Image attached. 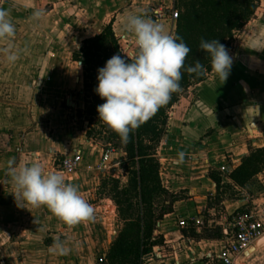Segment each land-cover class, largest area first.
<instances>
[{
  "label": "crops",
  "instance_id": "obj_1",
  "mask_svg": "<svg viewBox=\"0 0 264 264\" xmlns=\"http://www.w3.org/2000/svg\"><path fill=\"white\" fill-rule=\"evenodd\" d=\"M126 1L6 0L0 5L9 10L16 26L11 40H0V50L11 45L20 52L10 64L0 51V264H95L101 256L111 264L110 249L126 221L102 186L108 179H119L116 173L127 154L89 138L76 120L75 128L71 125L68 113L76 114L83 106L68 93L77 89L82 94L84 87V66L79 67L73 52L110 22L126 56L127 48L137 50L134 34L123 27L129 15H146L175 34L176 21L169 13L177 8V0H146V11L143 4L130 10L120 5L114 11L117 18L109 13L113 3ZM36 8L45 11L38 22L31 18ZM153 9L163 10L167 17L156 19ZM238 33L229 49L233 63L227 81L221 85L211 70L167 111V129L155 157L161 183L172 198L157 213L162 216L153 234L163 236V241L152 246L142 264H207L208 255L222 248L220 239L197 238L192 231L203 234L213 227L222 231L216 223L246 200L223 198V212L217 217L211 213L213 200L225 187L245 190L231 173L245 157L264 148V0ZM76 153L81 155L80 169L72 176L64 174L65 180L76 184L94 206V219L68 226L46 206H17L7 172L10 159L17 166L39 162L46 171L58 172L57 158ZM124 178L129 181V172ZM197 216L204 220L203 226L181 227V220ZM56 238L65 242L66 255L49 251Z\"/></svg>",
  "mask_w": 264,
  "mask_h": 264
},
{
  "label": "clouds",
  "instance_id": "obj_2",
  "mask_svg": "<svg viewBox=\"0 0 264 264\" xmlns=\"http://www.w3.org/2000/svg\"><path fill=\"white\" fill-rule=\"evenodd\" d=\"M44 15V9L36 8L31 18L38 22ZM123 27L136 38L135 56L131 61L126 55L119 54L108 59L98 69V85L94 91L105 101L96 109L99 120L127 142L131 132L167 105L173 93L182 90V69L191 49L182 37L168 34L159 22L146 15L127 16ZM15 32L9 10L0 7V40H11ZM199 48L208 54L211 69L221 85L224 84L233 63L228 49L218 39L204 38H201ZM0 51L7 63L14 64L19 59L20 52L13 50L11 45ZM78 63L80 67L82 62ZM186 71L200 75L207 69L196 61ZM7 172L14 186L11 194L18 207L46 206L68 226L94 219V206L82 197L76 184L66 182L64 174L46 171L39 162L17 166L14 158L8 161ZM49 251L66 255L69 249L62 239L56 238Z\"/></svg>",
  "mask_w": 264,
  "mask_h": 264
},
{
  "label": "trees",
  "instance_id": "obj_3",
  "mask_svg": "<svg viewBox=\"0 0 264 264\" xmlns=\"http://www.w3.org/2000/svg\"><path fill=\"white\" fill-rule=\"evenodd\" d=\"M182 1L185 10L176 21L174 35L182 37L191 49L185 68L182 69V90L173 93L167 105L162 106L147 122L131 132L127 142H123L116 132L108 128V142L126 152V168L129 172L126 186L121 187L119 180L114 179V193L111 197L126 223L110 249L108 259L111 264H142L143 255L153 245L162 243L163 236L153 234L162 216L157 214L154 204L166 193L161 183L160 162L155 157V152L167 129V111L179 100L184 90L205 80L212 70L208 54L199 48L201 38L218 39L229 51L234 33L253 18L260 0ZM116 54L124 56L112 22L99 35L84 40L81 49L73 52V59L81 61L84 66V92L91 94V102L87 106L90 115H98L97 106L105 102L94 91L98 85V69ZM196 61L203 64L207 71L200 75L188 73L186 68L193 66ZM87 134L91 138L92 135ZM263 168L264 148H261L245 157L231 173V178L236 184L245 186ZM192 232L197 238L220 239L222 236L220 230L216 238L211 236L212 230L203 234Z\"/></svg>",
  "mask_w": 264,
  "mask_h": 264
},
{
  "label": "built area",
  "instance_id": "obj_4",
  "mask_svg": "<svg viewBox=\"0 0 264 264\" xmlns=\"http://www.w3.org/2000/svg\"><path fill=\"white\" fill-rule=\"evenodd\" d=\"M6 0H0V5ZM153 15L156 19L167 17V13L160 9H153ZM169 16L177 21L180 12L177 8H172ZM125 53L134 58L135 52L127 48ZM107 159V157H105ZM81 155L76 153L72 156L64 155L58 157L54 163L55 170L67 176H72L80 169ZM255 200L246 198L244 204L234 212L228 213L223 217L222 236L220 242L222 248L218 253L208 255L207 264H245V260L257 251L258 242L264 237V209L262 205ZM210 226L215 222L210 221ZM191 224L203 226L204 220L199 216L189 220H181V227H189ZM254 248V250H252ZM251 251V253H250ZM106 258L101 256L95 264H105Z\"/></svg>",
  "mask_w": 264,
  "mask_h": 264
},
{
  "label": "rangeland",
  "instance_id": "obj_5",
  "mask_svg": "<svg viewBox=\"0 0 264 264\" xmlns=\"http://www.w3.org/2000/svg\"><path fill=\"white\" fill-rule=\"evenodd\" d=\"M148 1H144V2H140V0L134 1V0H127L126 2H123L121 4H116L113 3V7L108 9L109 13L111 11H113V14L116 15L117 18V14L118 12H114L115 9L117 7H119L120 5H124V8L126 10H130L131 6H142L143 4V9L146 11L145 6L147 5ZM183 1L182 0H177L176 1V7L179 10L180 13L184 12L185 7L183 6ZM136 4V5H135ZM149 4V3H148ZM104 4L100 3V6H102ZM98 5V7H100ZM149 6V5H148ZM137 7V8H138ZM134 8V7H133ZM142 9V10H143ZM108 13V12H107ZM97 18V15H96ZM110 19V18H109ZM97 22H99V19L96 20ZM175 30H176V23H175ZM116 29L118 31H120L121 29V25L119 23V21L116 24ZM238 31H236L234 33L233 39L231 41V43H233L235 41V36L238 35ZM84 87L82 89V94H80L78 92V90L74 89L73 91H71L70 93H68V95L71 96V98L73 97V100L75 102V100H77L78 102H81V105L83 106L82 109H79L78 112L75 114V110L70 111L68 113V120L71 123V125L75 128V120H76V126L80 129V130H84L86 133H89L91 136V138L96 141L97 143L103 144V145H107L108 142V138L110 136V132L108 131V126L103 122L99 120L98 115H90L88 114V109L87 106L89 104V102H91V94L84 92ZM76 118V119H75ZM115 159L119 158L117 156L114 157ZM126 163H122L120 165L121 168V172H117L116 174H118L117 180H119L120 182V186H125L128 181L124 178L125 176L128 175V172L126 171ZM258 175V174H257ZM254 178H252L244 187L245 190L243 191L242 189H237L231 186L225 187L224 190L222 191V195L219 196L217 199L213 200V210H212V215L213 216H218L220 215L221 211L223 212V208L221 205V201L223 200V198L226 199H230L232 201H236V200H242L245 198H249V200H255L259 203L264 202V168L261 170L260 174ZM115 179V178H114ZM114 179H108L107 181H105L103 183V190L104 192L111 197V195L114 193L113 192V186H114ZM126 180V181H125ZM102 190V189H101ZM103 192V191H102ZM103 192V193H104ZM223 196V197H222ZM172 196H170L169 194L165 193L164 195H162L161 197H159L154 206L155 209L157 210V213H159L160 208L163 206L164 202L166 200H171ZM263 209H264V204L262 205ZM264 212V211H263ZM124 217V216H123ZM120 218H122V216L120 215ZM212 232H210L211 236L215 237L219 235V228L213 227ZM210 231V230H209ZM151 251V249L148 250V253ZM146 253V254H148ZM146 254L144 255L143 261L144 259H146ZM245 264H264V237L262 238L260 245L257 248V251L250 255L246 260H245Z\"/></svg>",
  "mask_w": 264,
  "mask_h": 264
},
{
  "label": "water",
  "instance_id": "obj_6",
  "mask_svg": "<svg viewBox=\"0 0 264 264\" xmlns=\"http://www.w3.org/2000/svg\"><path fill=\"white\" fill-rule=\"evenodd\" d=\"M71 106H74V105H73V104H71ZM261 240H262V239H261ZM261 240L258 242L257 246H259V245H260V242H261ZM252 250H254V248H253Z\"/></svg>",
  "mask_w": 264,
  "mask_h": 264
},
{
  "label": "bare ground",
  "instance_id": "obj_7",
  "mask_svg": "<svg viewBox=\"0 0 264 264\" xmlns=\"http://www.w3.org/2000/svg\"><path fill=\"white\" fill-rule=\"evenodd\" d=\"M250 253H251V251H250Z\"/></svg>",
  "mask_w": 264,
  "mask_h": 264
}]
</instances>
